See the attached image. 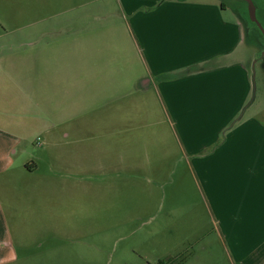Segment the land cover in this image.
Returning <instances> with one entry per match:
<instances>
[{
  "label": "rangeland",
  "instance_id": "obj_1",
  "mask_svg": "<svg viewBox=\"0 0 264 264\" xmlns=\"http://www.w3.org/2000/svg\"><path fill=\"white\" fill-rule=\"evenodd\" d=\"M127 1L0 0V45L30 44L16 61L27 89L2 87L0 132L19 142L0 159V264H160L185 256L187 264H228L202 200L198 156L187 155L159 95L149 107L141 94L126 95L110 126L84 103L70 114L71 68L99 73L124 52L126 77L145 69L120 33L133 20L120 14ZM222 1L246 27L238 54L250 64L252 92L239 116L248 107L246 117L258 112L264 121V36L243 1ZM254 1L264 22V0Z\"/></svg>",
  "mask_w": 264,
  "mask_h": 264
},
{
  "label": "crops",
  "instance_id": "obj_2",
  "mask_svg": "<svg viewBox=\"0 0 264 264\" xmlns=\"http://www.w3.org/2000/svg\"><path fill=\"white\" fill-rule=\"evenodd\" d=\"M229 9L222 0L127 1L120 14L124 20L125 13L132 15L133 20L123 22L120 33L129 35L134 55L145 69L133 75L127 72L126 77L124 52L116 56L115 67L104 66L99 73L89 71V65L82 72L71 68L69 86L74 91L71 95L70 90L69 110L72 115V109L82 110L84 103L91 113L101 110L104 125L110 126L114 115L118 123L126 95L141 94L148 107L159 95L163 108L180 126L187 155L198 156L202 200L219 226L228 264H264V121L255 115L258 112L246 117L248 107L239 116L252 92L250 64L238 54L246 27L241 19L227 16ZM1 44L0 109L6 112L2 87L20 82L17 86L23 90L16 61L30 44ZM189 67L198 70L157 79ZM17 142L11 132H0V159L11 158ZM215 143L219 145L211 152L200 155ZM26 168L33 171L36 166L29 163ZM5 170L0 160V173ZM185 257L182 264L188 262Z\"/></svg>",
  "mask_w": 264,
  "mask_h": 264
},
{
  "label": "trees",
  "instance_id": "obj_3",
  "mask_svg": "<svg viewBox=\"0 0 264 264\" xmlns=\"http://www.w3.org/2000/svg\"><path fill=\"white\" fill-rule=\"evenodd\" d=\"M246 4V3H245ZM247 5V4H246ZM248 13V12H247ZM248 21L251 25H253L256 29H258L251 21L250 18H248ZM259 30V29H258ZM198 70V67H189L186 70L180 71V72H171V73H166L163 74L159 77V79L161 80H166V79H172V78H176V77H180L182 74L186 73V72H194ZM27 167H29V164H27ZM186 257H174V258H169L166 260H162L160 261V264H182L185 261Z\"/></svg>",
  "mask_w": 264,
  "mask_h": 264
},
{
  "label": "water",
  "instance_id": "obj_4",
  "mask_svg": "<svg viewBox=\"0 0 264 264\" xmlns=\"http://www.w3.org/2000/svg\"><path fill=\"white\" fill-rule=\"evenodd\" d=\"M247 4L250 21L261 31L264 36V22L260 19L258 5L254 0H239Z\"/></svg>",
  "mask_w": 264,
  "mask_h": 264
}]
</instances>
